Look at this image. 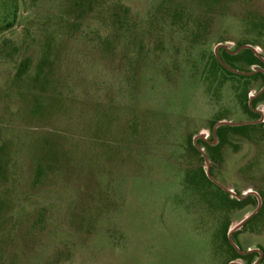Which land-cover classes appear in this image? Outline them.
Wrapping results in <instances>:
<instances>
[{"label":"rangeland","instance_id":"374dc122","mask_svg":"<svg viewBox=\"0 0 264 264\" xmlns=\"http://www.w3.org/2000/svg\"><path fill=\"white\" fill-rule=\"evenodd\" d=\"M245 42L264 57V0H0V264H226L257 197L221 206L199 133L264 249V119L211 149L263 84L213 64Z\"/></svg>","mask_w":264,"mask_h":264},{"label":"trees","instance_id":"16d2710c","mask_svg":"<svg viewBox=\"0 0 264 264\" xmlns=\"http://www.w3.org/2000/svg\"><path fill=\"white\" fill-rule=\"evenodd\" d=\"M243 44H248V42H245ZM219 56H220V59H221L222 63H220L216 59V57L213 56V64L215 66H217V68H219L223 73H225L229 77H233V78H237V79H243L245 81L246 85H248L251 82V80H253V79L261 78V80L263 81L262 86L264 85V73L259 71V70H250L249 69V67L251 65H259V66L264 68V64L262 63V61L254 54V52L251 49L244 48V49L239 50L237 53L232 54V53H230V51H227V50H225L223 48H220L219 49ZM241 64H243L245 67L243 68L241 66ZM227 67H231L233 69H236V70H239V71H242V72H251V73L250 74L236 73V72H233V71L229 70ZM244 96L246 97V103L244 104L245 112L249 115L250 120L258 119L260 117L259 113L252 111L250 109L249 105H248L249 97H247V93L246 92H245ZM259 102H264V91L261 94H259L258 96H256L255 98H253L252 103H251L252 107L256 108V106H257V104ZM214 124L215 123H213V125ZM261 124H262V122H261ZM258 125L259 124L255 123V124H244V125H239V126L223 125V126L218 127L216 129V131H215V137H216V134L219 135L221 137V141L219 143H217V145L211 147V149L218 150V148H220L222 146V144L224 142L223 138H222L223 130L230 129L233 132H240V130H243L245 128H248V127H251V126L255 127V126H258ZM205 143L210 144L209 142H205ZM191 146H192V149L194 151L198 152V150L193 145H191ZM207 155H208V158L210 160H212L211 155L209 153ZM210 172H211V170H210ZM203 177L205 178V180L208 183L217 186L215 183H213L206 176L204 171H203ZM217 187H218V189L220 190V192L222 194V197H221V200H220L221 206H226L227 205L230 208H238V207H241L242 205L247 204V203L250 202V197L251 196H247L246 198H244L242 200H238L236 198L230 197L229 193L224 191L223 189H221L219 186H217ZM256 214L253 215V216H256ZM250 220L251 219H249V221ZM224 231H225V240L227 242V238H226L227 226L224 227ZM230 249L232 251V256L233 257L239 256L237 251L231 245H230Z\"/></svg>","mask_w":264,"mask_h":264},{"label":"water","instance_id":"95a60500","mask_svg":"<svg viewBox=\"0 0 264 264\" xmlns=\"http://www.w3.org/2000/svg\"><path fill=\"white\" fill-rule=\"evenodd\" d=\"M220 47H222V48H224V49H226V50H228V47H227L226 44H221V43H220V44H218V45L215 47V49H214V54H215L216 59H217L220 63H222V61H221V59H220V56H219V54H218V49H219ZM244 48L251 49V50L254 52V54H255V55H256V56L262 61V63L264 64V57H263L260 53H258V51L256 50V48H255L254 46H252V45H250V44H242V45H240L239 47H237L234 51H232V53H237L239 50L244 49ZM228 69L231 70V71H233V72L241 73V74H250V73H251V72H242V71L234 70V69H231V68H228ZM263 71H264V70H263ZM263 91H264V85L261 87V89H260L257 93H255L254 95H250V96H249V99H248V105H249L250 109H251L252 111H254V112L259 113V114H260V118L257 119V120H250V121H243V122H234V121H227V120H220V121L216 122V123L212 126V128H211V135H212V142H211V144H213V143L216 142L215 131H216V129H217L218 127H220V126H223V125L239 126V125H244V124H255V123L262 122V120L264 119V115L262 114V112H261L259 109H257V108H253L251 103H252L253 98H255L256 96H258L259 94H261ZM198 139L205 140L204 133H199V134L195 135V136L193 137V144L195 145V148L201 153V155H202V157H203V159H204V161H205V163H206V165H207V166H206V170H205L206 176H207L212 182H214L217 186H219V187H220L221 189H223L224 191L229 192L232 196H234V197H235L236 199H238V200H242V199H244L246 196H248V195H250V194H253V195H255V196L257 197V206H256L255 210H254L252 213H250L249 215L245 216V217H244V218L238 223V225H237L236 227H234L233 229H229V231H228V239H229V241L231 242V244H232L236 249H238V247L236 246V244L234 243V241H233V239H232V233H233L235 230L241 228V227L245 224V222H246L248 219H250L253 215H255V214L258 212V210L260 209L261 204H262L261 198H260V196L258 195V193L254 192V191H245L244 193H242V195H239V194L233 192L232 190H230L228 187L223 186V185H220L219 183H217L216 181H214L213 178H212L211 172H210V165H209L210 160H209V158H208L207 153H205V152L203 151V149H202L201 147L198 146V144H197V140H198ZM238 251H239V250H238Z\"/></svg>","mask_w":264,"mask_h":264},{"label":"flooded vegetation","instance_id":"af4514ba","mask_svg":"<svg viewBox=\"0 0 264 264\" xmlns=\"http://www.w3.org/2000/svg\"><path fill=\"white\" fill-rule=\"evenodd\" d=\"M6 27L7 28H10V25H8V23L6 24ZM220 48H222V47H220ZM219 48V49H220ZM218 49V50H219ZM224 49V48H223ZM226 50V49H225ZM235 50V49H234ZM234 50H227V51H230V53H232V51H234ZM219 54V53H218ZM232 54H235V53H232ZM259 66V65H258ZM227 68H231V67H227ZM231 69H233V68H231ZM234 70H236V69H234ZM256 70H259V71H261V72H263L264 73V68L263 67H261V68H258V69H256ZM239 71V70H238ZM259 116H260V114H259ZM212 136V135H211ZM202 140V139H201ZM203 141H205V140H203ZM212 141V140H211ZM205 142H208V141H205ZM227 192V191H226ZM229 193V192H228ZM238 194V193H237ZM229 195L231 196V194L229 193ZM239 195H241V194H239ZM248 196H255V195H253V194H250V195H248ZM247 197V196H246ZM245 197V198H246ZM235 198V197H234ZM252 218V217H251ZM250 218V219H251ZM249 221V219L245 222V224L247 223ZM243 227V226H242ZM229 231V230H228ZM228 231H227V234H226V238H227V245H228V260H227V263L226 264H264V249H262V248H258V247H249V246H244L243 245V243H242V246L243 247H241V245H239L238 243H236V242H234L235 244H236V246L238 247V249H236L232 244H231V242L229 241V239H228ZM235 232L236 231H234L233 233H232V237L233 236H235L236 237V235H235ZM230 245L232 246V247H234V249L237 251V253L239 254V256H236V257H233L232 256V251H231V249H230ZM239 250V251H238ZM238 260H241L242 261V263H239L238 262Z\"/></svg>","mask_w":264,"mask_h":264}]
</instances>
